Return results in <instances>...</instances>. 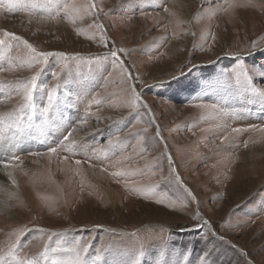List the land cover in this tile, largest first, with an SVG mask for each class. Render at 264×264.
Wrapping results in <instances>:
<instances>
[{
    "label": "rangeland",
    "instance_id": "obj_1",
    "mask_svg": "<svg viewBox=\"0 0 264 264\" xmlns=\"http://www.w3.org/2000/svg\"><path fill=\"white\" fill-rule=\"evenodd\" d=\"M28 2L0 10V264L45 247L48 264L73 247L89 264H264V0ZM23 41L66 56L36 63ZM38 71L13 138L3 114Z\"/></svg>",
    "mask_w": 264,
    "mask_h": 264
},
{
    "label": "snow or ice",
    "instance_id": "obj_2",
    "mask_svg": "<svg viewBox=\"0 0 264 264\" xmlns=\"http://www.w3.org/2000/svg\"><path fill=\"white\" fill-rule=\"evenodd\" d=\"M28 0H0V10H3L5 12H16L19 10H23L25 8L30 7ZM91 7L94 9L95 5L92 4ZM99 27V26H97ZM5 36H11L15 40H20V37L14 36L12 33H4ZM103 39V37H102ZM4 42L0 40V44H3ZM24 45L35 54L36 57V63H42L45 61L48 57L57 55L64 57L66 56L65 53H52V52H40L38 53L35 48L32 47L31 44H29L27 41H23ZM119 51H123L122 49ZM111 56L119 60V55L117 50L111 51ZM32 65L29 64V67ZM42 71V69H40ZM58 73H53V77H56ZM242 75L244 76V84L245 86L251 88V80L248 77V70L244 69L242 72ZM39 77V71L36 75L31 76L30 79L21 82L22 87L20 90L16 93L21 97L22 103L17 109H14L13 112H9L6 114H3V116H6L9 120H11V123L7 124V129L12 132L13 138H16L18 135H23L28 129L32 127L31 121L33 120V117L36 114V105H35V93L37 92L38 85L37 80ZM58 86H54L53 88L48 90L47 94V104L43 107L41 115L45 118V122H47V119L50 117V114L52 113L53 109L55 108L57 101H58ZM260 95H264V90H262ZM136 94L134 93V96ZM138 100V96L136 97ZM26 114V116H25ZM25 118L29 122L27 125H25L24 120ZM72 135V133H69L68 136L64 137V140L60 142V144L56 148H49V153H55L58 149H64L68 150L71 148L72 145H74L75 141H71L69 137ZM157 135H159V132H157ZM111 143V141H110ZM38 155V153H36ZM77 163H80L77 161ZM171 163V160H170ZM5 167H8L7 164L4 165ZM121 173L117 172L114 173V175H120ZM179 179V178H178ZM19 239V237H17ZM15 248L16 245L13 244L9 248L8 255L15 257ZM53 252L55 251H67L71 253L70 257L67 260L64 261H57L52 260L51 264H89V261L85 259V257L81 254V251L78 247H73L69 249H53ZM86 251V249H85ZM18 264H48L49 260V250L47 247H45L44 251H41L37 256L31 257V258H18ZM101 259L100 255L97 254V256L92 261V264H97V262ZM4 260V256L0 255V261ZM131 264H138L137 261H132Z\"/></svg>",
    "mask_w": 264,
    "mask_h": 264
},
{
    "label": "bare ground",
    "instance_id": "obj_3",
    "mask_svg": "<svg viewBox=\"0 0 264 264\" xmlns=\"http://www.w3.org/2000/svg\"><path fill=\"white\" fill-rule=\"evenodd\" d=\"M182 9V8H181ZM186 9V8H185ZM2 12H3V10H2ZM183 12V11H182ZM185 13H186V11H185ZM185 15H187V17H189L190 16V14H188V13H186ZM182 16V15H181ZM179 17H180V15H179ZM181 18V17H180ZM183 18V17H182ZM186 20V19H185ZM181 22V21H180ZM15 186L14 185H10L9 186V188H7V189H9V190H11L12 192L14 191V189H16V188H14ZM8 194V193H7ZM10 194V193H9ZM4 200V199H3ZM0 211L2 212V213H4V214H6V215H8V216H10L11 215V212H10V205L8 204V203H6V202H3V203H1V205H0Z\"/></svg>",
    "mask_w": 264,
    "mask_h": 264
}]
</instances>
